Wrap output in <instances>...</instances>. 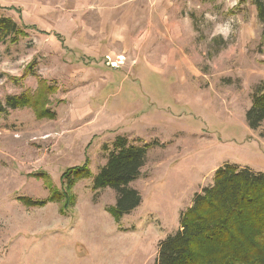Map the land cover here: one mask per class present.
I'll return each instance as SVG.
<instances>
[{
  "label": "rangeland",
  "instance_id": "1",
  "mask_svg": "<svg viewBox=\"0 0 264 264\" xmlns=\"http://www.w3.org/2000/svg\"><path fill=\"white\" fill-rule=\"evenodd\" d=\"M0 18L19 27L0 42V101L43 79L55 112L0 114V264H155L219 166L264 173V122L245 121L264 79L251 2L0 0ZM117 135L157 142L129 183L140 203L117 222L114 190H92L93 177L75 183L65 214L20 200L60 191L63 172L86 161L95 175Z\"/></svg>",
  "mask_w": 264,
  "mask_h": 264
},
{
  "label": "trees",
  "instance_id": "2",
  "mask_svg": "<svg viewBox=\"0 0 264 264\" xmlns=\"http://www.w3.org/2000/svg\"><path fill=\"white\" fill-rule=\"evenodd\" d=\"M247 1L254 5L264 35V0H238L239 3ZM18 31L14 21L0 18V42ZM53 87L40 79L35 91L24 90L6 96L3 103L0 101V114L32 107L37 116L53 119L55 112L48 109V94L54 91ZM245 121L252 130L264 122V79L253 91ZM260 137L264 141V130ZM136 141L140 140L130 141L117 135L105 164L95 175L91 174L86 161L63 172L60 191H50L43 200L27 197L20 200L30 207L60 202V212L65 214L75 205L72 191L75 183L93 177L92 190L106 187L114 190L116 201L109 211L117 222L140 203L139 193L129 187V183L138 178L149 147L157 143L141 141L137 144ZM48 185L51 186L49 181ZM155 264H264V173L231 163L219 166L212 183L195 194L191 206L181 215L178 229L158 243Z\"/></svg>",
  "mask_w": 264,
  "mask_h": 264
},
{
  "label": "crops",
  "instance_id": "3",
  "mask_svg": "<svg viewBox=\"0 0 264 264\" xmlns=\"http://www.w3.org/2000/svg\"><path fill=\"white\" fill-rule=\"evenodd\" d=\"M115 32H117V31H116V28H115ZM158 49H160V48H158L157 46H155L154 50L159 51ZM157 58H159V57H156V63H157V64H160L161 60L158 61L160 58H159L158 60H157ZM168 63H170V61H169ZM168 63H167V65H168ZM160 65H161V64H160ZM159 67H161V66H159Z\"/></svg>",
  "mask_w": 264,
  "mask_h": 264
}]
</instances>
